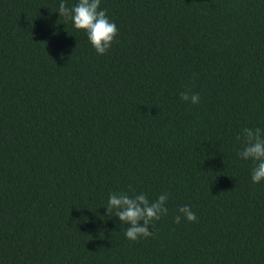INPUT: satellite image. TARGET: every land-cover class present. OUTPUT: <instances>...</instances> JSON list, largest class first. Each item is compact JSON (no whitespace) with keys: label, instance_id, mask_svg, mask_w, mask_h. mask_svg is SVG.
Segmentation results:
<instances>
[{"label":"trees","instance_id":"obj_1","mask_svg":"<svg viewBox=\"0 0 264 264\" xmlns=\"http://www.w3.org/2000/svg\"><path fill=\"white\" fill-rule=\"evenodd\" d=\"M60 2L0 0V264H264V0H101L103 55ZM112 193L168 212L131 241Z\"/></svg>","mask_w":264,"mask_h":264},{"label":"clouds","instance_id":"obj_2","mask_svg":"<svg viewBox=\"0 0 264 264\" xmlns=\"http://www.w3.org/2000/svg\"><path fill=\"white\" fill-rule=\"evenodd\" d=\"M100 4L101 0H78V3L68 7L65 0H61L58 11L60 17L63 16L73 22L75 29L85 31L97 54L103 55L111 48L119 29L116 23L109 19L107 9L102 10ZM180 98L191 101L192 104L200 102L198 93L190 95L188 91L181 92ZM238 139H242L244 145L238 155L253 162L252 181L261 182L264 180V132L260 128H245L242 137ZM167 199V194H161L157 199L150 201L143 193L134 196L127 193H112L106 206L107 215L113 216L115 210V216L119 217L122 224L128 225L125 231L126 238L136 241L141 237L153 235L149 225L154 228V221L167 214ZM178 212L190 222L197 220L196 214L188 205L181 206ZM181 215L175 217L176 223L181 222Z\"/></svg>","mask_w":264,"mask_h":264}]
</instances>
